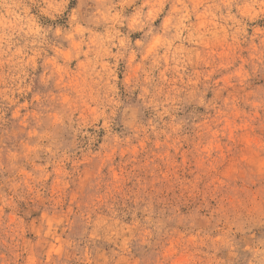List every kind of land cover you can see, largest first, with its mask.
Masks as SVG:
<instances>
[{"label":"rangeland","instance_id":"374dc122","mask_svg":"<svg viewBox=\"0 0 264 264\" xmlns=\"http://www.w3.org/2000/svg\"><path fill=\"white\" fill-rule=\"evenodd\" d=\"M0 264H264V0H0Z\"/></svg>","mask_w":264,"mask_h":264}]
</instances>
